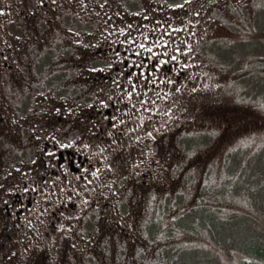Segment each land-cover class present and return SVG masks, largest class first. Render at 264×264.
Returning <instances> with one entry per match:
<instances>
[{
	"label": "flooded vegetation",
	"instance_id": "af4514ba",
	"mask_svg": "<svg viewBox=\"0 0 264 264\" xmlns=\"http://www.w3.org/2000/svg\"><path fill=\"white\" fill-rule=\"evenodd\" d=\"M118 6H109L105 0H55V4L53 0H0V8L5 9L0 13V182L5 172L12 173L5 187L25 186L15 169L23 170L26 165L37 172L41 160L47 159L42 149L55 146L56 159L62 163L71 161L74 153L83 156L95 151L85 150L79 143L61 149L57 141L71 142L81 133L87 135L85 129L92 124L104 123L101 117L109 109L98 101L113 96L111 82L116 71L91 69L118 63L112 57L120 35L117 27L146 23L143 16L133 15L136 9H127L124 15ZM169 13L183 16L180 9L153 11L147 16L151 21ZM195 21L189 14L179 33L180 40L187 38L195 53V62L184 70L192 79L178 83L182 93L173 92L168 101H160L162 112L157 119L167 125L162 137L157 134L155 141L144 140L143 155L133 152L130 165L135 167L118 169L111 186L104 183L103 187L96 185L95 191H85L75 206L65 202V217L61 220L50 221L47 214L42 215L43 202H37L31 193H0V264H97V257L106 256L108 247L113 249L118 241H132L131 223L123 219L122 212H132L135 198L140 193H156L159 175H175L181 163L203 157L212 138L208 122L220 116L206 110L200 118H192L190 113V108L202 100L205 77L197 66L205 54L204 44L211 40L201 39L204 43H198L201 36L207 35V29ZM124 47L120 45L121 53ZM184 79L182 75L181 81ZM167 108L172 111L164 115ZM111 112L115 114V109ZM49 133L56 136V141ZM194 147L198 149L190 153ZM137 156L142 161L139 164L135 162ZM32 160H36L35 166ZM56 174L66 175L75 186L74 168L67 173L57 169ZM28 175L26 183L31 187L38 176ZM84 196L89 197L86 206L81 203ZM17 202L21 207H16ZM53 223L57 227L63 223L65 228L53 231ZM101 236L114 240L113 246L108 240L99 241Z\"/></svg>",
	"mask_w": 264,
	"mask_h": 264
},
{
	"label": "rangeland",
	"instance_id": "374dc122",
	"mask_svg": "<svg viewBox=\"0 0 264 264\" xmlns=\"http://www.w3.org/2000/svg\"><path fill=\"white\" fill-rule=\"evenodd\" d=\"M201 3L194 18L207 35L198 43L211 40L197 66L205 77L202 100L190 113L220 116L208 124L213 136L207 152L181 163L175 175H159L156 193L135 198L132 212H122L131 223L132 241L108 247L97 264H238L241 245L264 241V0ZM106 4L120 5L124 15L127 9L140 16L178 10L160 0Z\"/></svg>",
	"mask_w": 264,
	"mask_h": 264
},
{
	"label": "snow or ice",
	"instance_id": "6c2138e0",
	"mask_svg": "<svg viewBox=\"0 0 264 264\" xmlns=\"http://www.w3.org/2000/svg\"><path fill=\"white\" fill-rule=\"evenodd\" d=\"M40 3H44V0H40ZM160 3L168 9H180L183 16L169 13L166 17H154L149 21V17L145 14L143 20L146 23L135 27L131 23L126 27H117L115 30L120 35L116 37L117 48L113 51L112 57L118 63L109 62L105 66L91 69L96 72L103 71L106 67L116 71L115 79L111 82L114 89L113 96L98 101L101 106L109 109L108 113L101 117L104 123L92 124L90 128L85 129L87 135L81 133L71 142L57 141L61 149L79 143L83 149L92 148L95 151L91 155L83 156L74 153L71 161L62 163L60 159H56L55 146L42 149L41 154L47 159L41 160L37 172L34 173L33 168L26 165L23 170L19 167L15 169L21 174L20 183L25 186L5 187L8 177L12 175L5 172L4 180L0 182V193H31L34 199L38 198L37 202H43L42 215L47 214L46 218L50 221L61 220L65 217V212L62 210L65 202L75 206V201L85 191H95L96 185L103 187L104 183L111 186L112 177L117 174L118 169L127 171L130 166L135 167L134 164L130 165L133 152L143 155L141 145L144 140L155 141L157 134L162 137L167 125L157 119L162 112L160 101H168L173 92L182 93V88L177 85L192 79L190 75H185L184 70L195 62L193 60L195 53L187 38L180 40L179 37V33L184 30L182 21L189 14L193 17L199 16L202 3L201 0H179L178 3L160 0ZM4 12L5 9L0 8V13ZM135 15L140 16L141 13ZM149 22L152 24L151 27L148 26ZM104 31L108 32V29L105 28ZM101 35L103 36V33ZM108 35L111 37L112 33L108 32ZM189 35L193 34L189 32ZM77 43L80 41L77 40ZM120 45L125 46L122 53ZM185 54H188L187 59ZM182 75L185 76L183 81H181ZM169 86L171 88L165 94V89ZM192 91L195 92L196 88H192ZM111 109H115V114H112ZM68 111L71 112L72 109ZM171 111L172 108H167L164 115ZM48 135L56 141V136L50 133ZM39 139L40 137H37V140ZM85 140L89 142L85 143ZM135 162L136 164L142 162L139 156L135 158ZM31 164L35 166L36 160H32ZM73 168L75 186L66 175L56 174L57 169L61 173H67ZM29 173L38 176L37 179L32 180L31 187L26 183L29 180ZM0 199L3 197L0 196ZM88 199V196H84L81 203L86 206ZM4 203L7 204V201L5 200ZM16 207H21L19 202ZM64 228L63 223L58 227L53 223V231L59 232Z\"/></svg>",
	"mask_w": 264,
	"mask_h": 264
},
{
	"label": "trees",
	"instance_id": "16d2710c",
	"mask_svg": "<svg viewBox=\"0 0 264 264\" xmlns=\"http://www.w3.org/2000/svg\"><path fill=\"white\" fill-rule=\"evenodd\" d=\"M209 123L210 122H208V124ZM202 215V217H204L205 220L209 222L208 218L206 217L207 213H202ZM205 228L210 231L207 227ZM148 235L149 234L146 233L145 236ZM241 250L244 255L238 264H264V241H255L252 244L244 243L243 245H241Z\"/></svg>",
	"mask_w": 264,
	"mask_h": 264
}]
</instances>
